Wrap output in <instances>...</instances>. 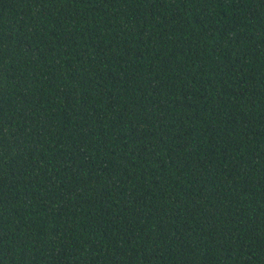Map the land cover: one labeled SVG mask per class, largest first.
I'll list each match as a JSON object with an SVG mask.
<instances>
[{
	"label": "trees",
	"instance_id": "trees-1",
	"mask_svg": "<svg viewBox=\"0 0 264 264\" xmlns=\"http://www.w3.org/2000/svg\"><path fill=\"white\" fill-rule=\"evenodd\" d=\"M0 264H264V0H0Z\"/></svg>",
	"mask_w": 264,
	"mask_h": 264
}]
</instances>
